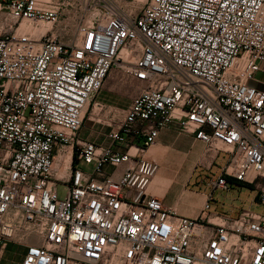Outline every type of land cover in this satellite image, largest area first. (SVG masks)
<instances>
[{"label":"built area","instance_id":"built-area-1","mask_svg":"<svg viewBox=\"0 0 264 264\" xmlns=\"http://www.w3.org/2000/svg\"><path fill=\"white\" fill-rule=\"evenodd\" d=\"M133 3L0 0V250L25 248L21 264H264L263 214L209 213L229 180L264 205V0ZM113 70L143 85L120 119L94 101ZM91 105L109 143L79 137ZM174 123L228 155L196 219L148 192L159 166L144 152Z\"/></svg>","mask_w":264,"mask_h":264},{"label":"crops","instance_id":"crops-1","mask_svg":"<svg viewBox=\"0 0 264 264\" xmlns=\"http://www.w3.org/2000/svg\"><path fill=\"white\" fill-rule=\"evenodd\" d=\"M105 97L103 96L102 101L106 100ZM131 99L132 97L129 103L122 106L123 112L128 108ZM205 154H208L206 145L197 141L193 135L180 133L176 123L162 130L157 142L144 152L147 160L159 166L149 186V194L162 200L167 207L174 209L181 216L198 218L213 193L211 182L203 180L201 189H192L190 184L196 178L199 168L212 171L224 153ZM166 165L171 168L168 174L165 172ZM125 168L126 166L119 167L114 178H119ZM111 172V168L105 169L106 176ZM175 188L178 189V194L175 198L169 197V193ZM213 198V202H210V214L238 217L230 215L232 206L216 201L214 195ZM25 253V248L9 243L0 250L1 264H21Z\"/></svg>","mask_w":264,"mask_h":264},{"label":"rangeland","instance_id":"rangeland-1","mask_svg":"<svg viewBox=\"0 0 264 264\" xmlns=\"http://www.w3.org/2000/svg\"><path fill=\"white\" fill-rule=\"evenodd\" d=\"M145 1L130 0V2H134L133 6H135L137 11H139L143 7ZM25 24L29 25L27 27L31 28L29 29L30 32L34 33V31L37 30V25L29 22H24L23 25ZM63 25L64 24L62 22L54 25L49 24L46 25V30L52 28V31L54 32L59 31L63 28ZM257 78L264 81V72H260L257 75ZM140 87H142V84L139 82H135L129 74L113 70L111 75L106 80L103 89L99 92V94H97L94 101H99L108 106H114L120 109V115L118 116V119H120L124 114V112L122 111V106L129 103L130 98L136 94L138 88ZM103 96H106L105 101H102ZM105 118H107L106 114H104L103 112L100 113L97 109L92 112L91 105L85 117V126L80 130L79 136H81L82 139L88 141L109 143L105 138V134L109 131L110 126L107 124H99L97 121L93 120L101 119L102 121H105ZM205 155H211V153ZM227 160L228 155L223 154L212 171H205L204 169L199 168L196 174V178L190 184V188L201 189V183L203 180H205L206 182H211L213 179H217L221 174V168L227 163ZM164 167H166L165 172L166 174H168L171 171V168L168 167V165ZM228 183L231 186L230 191L217 190L214 196L215 200L219 201L223 205L232 206L230 215L238 216L241 210L248 209L264 215V205L259 202L253 201L257 193V190L253 186L238 183L235 181L232 182L231 180H229ZM59 194L62 197L66 195V188L64 186H59ZM177 194L178 189L175 188L169 193V197L175 198Z\"/></svg>","mask_w":264,"mask_h":264},{"label":"bare ground","instance_id":"bare-ground-1","mask_svg":"<svg viewBox=\"0 0 264 264\" xmlns=\"http://www.w3.org/2000/svg\"><path fill=\"white\" fill-rule=\"evenodd\" d=\"M142 1H145V0H142ZM146 2V1H145ZM145 4V3H144ZM32 24H34V23H32ZM35 25H37V30L36 31H34V34H36V33H45V32H47V31H52V28H50L49 30H46V25H49V24H35ZM27 26H29V25H27V24H25V25H23V29H24V31H28V32H30V30L29 29H31V28H29V27H27ZM40 27V28H39ZM39 29V30H38ZM32 31V30H31ZM66 155V157H68L69 156V154L68 153H66L65 154Z\"/></svg>","mask_w":264,"mask_h":264}]
</instances>
